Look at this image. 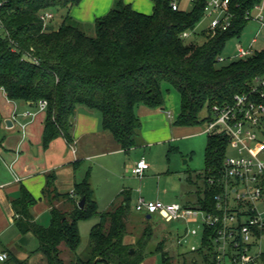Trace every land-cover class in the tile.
Instances as JSON below:
<instances>
[{"label":"trees","instance_id":"1","mask_svg":"<svg viewBox=\"0 0 264 264\" xmlns=\"http://www.w3.org/2000/svg\"><path fill=\"white\" fill-rule=\"evenodd\" d=\"M171 1L153 0L152 12L144 14L117 0L106 15L95 21L91 36L68 14L81 0H0V31L4 34L0 35V89L11 101L29 102L36 107L39 101L47 102L43 148L57 137L73 143L74 116L81 106L98 111L102 129L119 149L129 151L140 138L135 107L162 108L163 86H170L179 95V113L173 125L194 127L211 120L212 106L230 104L235 94L249 91L256 77H264V51L224 65L218 61L227 43L247 25L244 10L258 0H233L241 4V9L232 26L214 34L202 30L200 35L205 40L200 44L185 43L182 34H194L205 0H196L189 11L173 10ZM45 12H60L57 29L51 27L53 17L43 25L41 16ZM203 109L205 117L200 116ZM227 147L225 134L208 133L205 169L196 175L204 179V185L196 190L193 209L214 210ZM208 178L215 180L214 185L207 183ZM187 180L193 183L191 175ZM74 190L80 199L84 198V207L80 209L74 203L72 211L66 213L51 206L48 226L34 221L30 208L35 198L25 188L12 202L16 227L21 233L36 236L46 263L64 264L59 249L63 244L75 255L71 264H140L149 254L146 240L152 229L146 227L134 247L123 243L130 213L128 197L93 226L88 257L76 256L81 241L78 222L99 213L88 172ZM43 192L56 194L53 174L46 177ZM183 207L192 208L188 202ZM214 236L203 226L201 248L190 258L182 254L181 264H196L197 257L202 264H217ZM159 253L162 264H173L168 253ZM258 260L264 264L263 254Z\"/></svg>","mask_w":264,"mask_h":264},{"label":"crops","instance_id":"2","mask_svg":"<svg viewBox=\"0 0 264 264\" xmlns=\"http://www.w3.org/2000/svg\"><path fill=\"white\" fill-rule=\"evenodd\" d=\"M116 1L81 0L77 6L69 9L68 14L80 27L92 28L98 18L106 15L114 7ZM122 2L144 14H150L154 5L153 0H122ZM59 25L60 23L56 29ZM165 106L164 103L162 108L157 109H150L141 104L135 107V114L141 124L139 134L147 145L150 140L165 141L176 130L193 128H179L180 126L167 122L163 114ZM28 113L30 115H27ZM168 113L172 116L169 110H167ZM7 120L11 122V127L5 124ZM44 120V111H38V108L29 102L11 101L0 89V135H3V139L0 138V253L7 254L6 261L0 264H17V261H21L22 264H47L44 255L38 250L39 243L36 236L32 232L21 233L14 223L15 212L12 202L19 197L22 187L35 198L30 213L34 221L42 226L50 224L51 206L66 213L72 211L74 203L78 206L81 199L75 193V184L82 181L87 172L99 213L97 216L111 211L120 204L123 197L129 198L130 210L132 208V192L125 188L120 171L122 164L123 167L129 165L133 167L139 159L134 158L132 162H125L123 158L120 166H118V160L122 158L120 156H129L127 154L135 147L129 151L119 149L111 135L102 129L100 113L80 106L76 109L74 116L73 143L68 144L63 137H57L47 148H43L41 140ZM112 156L115 157L114 160L105 159ZM92 160H104V163L108 165H102L101 172L95 176L89 167ZM146 162L151 164L150 160ZM150 164L147 170L151 168ZM129 171L131 172V169ZM49 174L54 175L57 196L43 192L46 177ZM147 180L150 179L143 181V184ZM144 197L137 196L134 203L139 198L146 200L147 197L145 195ZM189 207H191L190 204ZM146 215L148 214H145L144 218L148 221ZM79 224L80 221L78 229ZM124 238L123 243L127 244L131 236L126 235ZM59 249L64 264H71L75 255L70 253L63 244L59 246ZM156 253H159V250ZM76 256L82 258L80 255L76 254ZM155 262L156 257L151 255L146 256L140 264H155Z\"/></svg>","mask_w":264,"mask_h":264},{"label":"built area","instance_id":"3","mask_svg":"<svg viewBox=\"0 0 264 264\" xmlns=\"http://www.w3.org/2000/svg\"><path fill=\"white\" fill-rule=\"evenodd\" d=\"M180 1H171L173 10L180 8ZM189 1L193 4L196 0ZM239 9L241 4L233 0H205L202 18L207 19V25L204 30L214 34L229 29ZM52 17L50 12H45L41 16L43 25ZM243 17L264 30V0L245 9ZM190 35L184 32L182 37L187 39ZM256 42L257 37H254L247 47L236 44L232 59H245L264 51V48L253 49ZM224 60L222 56L218 58L219 62ZM46 105V101H39L38 111H44ZM210 114L205 131L225 134L233 150V155H226L222 164V187L214 196V210H196L179 203L143 198L136 201L135 210L156 215L165 222L186 221L199 215L203 226L215 233L217 264H223L225 258L231 264H260L258 258L262 254L264 261V233L261 232L264 230V77H256L249 91L235 94L230 104L212 106ZM148 168L149 164L141 158L133 165L131 173L142 178ZM207 183L214 185L215 180L208 178ZM6 259V254L0 253V262Z\"/></svg>","mask_w":264,"mask_h":264},{"label":"rangeland","instance_id":"4","mask_svg":"<svg viewBox=\"0 0 264 264\" xmlns=\"http://www.w3.org/2000/svg\"><path fill=\"white\" fill-rule=\"evenodd\" d=\"M180 8L189 11L192 8V3L189 0H181ZM53 16L51 27L56 29L57 25L61 23L60 12H50ZM207 25V19L201 18L194 28L191 36H189L185 43L195 41L197 44L204 42V37L200 35L201 31L205 29ZM88 35H93V29L88 27H82ZM259 25L254 21H250L243 28L240 35L231 39L223 51L222 57L225 60L219 65H224L230 61L236 54V44H240L247 47L252 38L257 37V42L252 45L253 49L264 48V30H259ZM0 35L4 36L0 31ZM168 88V90H166ZM163 99L165 106L164 116L167 122H173L179 110V95L170 86H163ZM167 110L172 113V116L167 114ZM201 117L206 116V110H202ZM204 123L194 126L191 129H179L170 135L165 141H142L141 137L138 140L137 146L132 149L127 155L120 156L118 160V166L121 164V159L125 158V162H132L134 158L150 160L151 168L146 170L144 176L139 179L134 177L129 171L132 167H123L120 171L123 184L127 190L132 192L131 205L132 208L127 217V235L131 236L129 242H126L128 246L134 247L136 240L141 237L142 232L146 227L152 229V234L148 240H146V252L147 256L154 255L156 257L155 264H162V258L156 251H165L171 257L173 264H181L183 261V255L187 258L194 256L195 250L201 248L203 223L201 217L188 219L186 221H172L165 223L158 216L152 215L151 219L145 220V213L135 210V199L137 196L147 197V199H159L163 202L176 201L179 204L188 202L193 208L196 200L197 188H202L204 185V179L197 178L196 175L200 174L205 169V145L208 133L205 131ZM182 128V127H179ZM3 139V135H0ZM172 138V139H170ZM144 142V143H143ZM145 144V145H144ZM226 155H233V150L227 147ZM129 157V159H127ZM115 159L114 156L105 158ZM127 159V161H126ZM149 162V161H148ZM101 164V165H100ZM107 166L104 160H92L89 167H91V173L95 176L100 173L101 166ZM122 172V173H121ZM192 176L193 183L187 180L188 176ZM98 178V177H97ZM143 184V181H145ZM145 198V197H144ZM101 220L100 215L93 216L88 219H83L79 224L80 245L76 251L77 255L82 258H87L89 254V234L93 226L99 223ZM168 233V234H167ZM125 239V238H124ZM145 241V236H144ZM264 242V239H263ZM137 247V246H136ZM155 251V252H154ZM196 264H202L200 258H196ZM105 264V263H99ZM223 264H231L230 261L225 258Z\"/></svg>","mask_w":264,"mask_h":264},{"label":"water","instance_id":"5","mask_svg":"<svg viewBox=\"0 0 264 264\" xmlns=\"http://www.w3.org/2000/svg\"><path fill=\"white\" fill-rule=\"evenodd\" d=\"M5 124L8 126V127H11V122L9 120L5 121ZM84 203H85V200L84 198H82L79 202H78V207L80 209H82L84 207ZM151 218V215H146V219H150Z\"/></svg>","mask_w":264,"mask_h":264}]
</instances>
